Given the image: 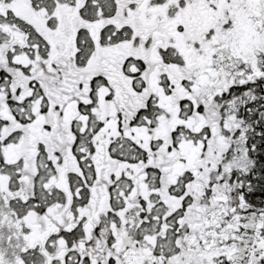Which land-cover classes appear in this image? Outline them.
Segmentation results:
<instances>
[{
	"label": "snow or ice",
	"instance_id": "snow-or-ice-1",
	"mask_svg": "<svg viewBox=\"0 0 264 264\" xmlns=\"http://www.w3.org/2000/svg\"><path fill=\"white\" fill-rule=\"evenodd\" d=\"M0 264H264V0H0Z\"/></svg>",
	"mask_w": 264,
	"mask_h": 264
}]
</instances>
